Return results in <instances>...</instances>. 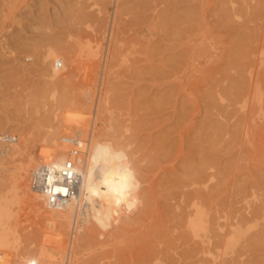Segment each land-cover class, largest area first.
Returning <instances> with one entry per match:
<instances>
[{"label": "rangeland", "instance_id": "obj_1", "mask_svg": "<svg viewBox=\"0 0 264 264\" xmlns=\"http://www.w3.org/2000/svg\"><path fill=\"white\" fill-rule=\"evenodd\" d=\"M50 46L65 49L62 67L43 58ZM55 83L69 95L58 127ZM96 115L98 142L130 148L142 204L101 227L93 216L107 202L94 203L69 264H264V0H0V136L17 138L0 149L18 146L13 163L29 154L50 163L42 152L57 129L59 146L75 143L83 158ZM100 165L97 183L110 167ZM24 204L12 220L21 234L13 260L50 264L44 219ZM199 211L209 223L195 230ZM73 234H62L58 264Z\"/></svg>", "mask_w": 264, "mask_h": 264}, {"label": "bare ground", "instance_id": "obj_2", "mask_svg": "<svg viewBox=\"0 0 264 264\" xmlns=\"http://www.w3.org/2000/svg\"><path fill=\"white\" fill-rule=\"evenodd\" d=\"M171 18L172 16H168V19H171ZM244 38L247 39L248 37H246L245 34H241V39H244ZM244 43L245 45H247L246 42ZM240 46L234 45V48L231 47L233 49L232 54H236L238 52L241 53L242 50L239 49ZM63 49L64 48L60 46H50L44 51L43 58L45 60H50V61L52 60L54 67H58L57 65L58 62L61 61V63H63L64 60H67V58L63 55ZM83 49L88 53V55L91 58L98 57L100 54V48L98 46H94L91 40H87L84 43ZM245 52H246V49H245ZM243 53L244 52L242 51V54L240 55H244ZM238 55L236 56L237 59L239 57ZM232 58L235 59V57H231V59ZM236 64L234 65L237 67ZM51 71L52 72L50 74L53 77L59 74L56 69H53ZM101 72H98L99 79H97L98 82H100V85L103 80V73ZM72 74H74V71ZM68 78H71L70 74H68V76L63 78L62 82H64ZM85 78H86V84L87 82L88 84L93 83L92 82L93 80L95 83L96 77H94L93 73L92 74L89 73V75H87ZM241 80L243 79L241 78ZM241 80L234 81V84L232 86L233 88H236V90L234 91H237V90L239 91V89L243 86L242 84L243 81ZM83 90L85 92V97L88 98L89 100L90 98L89 87H86ZM66 91H67L66 83H62L61 85L59 83H55L52 86L51 95L55 97V100L57 101V103L55 104L56 109L53 112L54 118L56 120L58 119L55 127H58L59 123L61 122V118L59 117H60V110L62 107V103L69 97V95H67L68 92ZM234 95H236V93ZM89 118L90 117H88V119ZM96 118H97V115L95 119H94V116L90 118L91 119V121L89 122V128H90L89 132L90 133L88 136L87 145L85 146L81 145L82 147H85L87 151L85 156L81 158V155L79 153L78 156L76 157V166L78 165V163H82V165H81V169L80 168L76 169L77 175H76V182L74 185L73 193L71 197L67 199L65 203L57 207L49 204L44 194L37 192V191H35V193L32 192V188H31L32 187L31 186L32 173L38 166L42 164H46L45 161L41 162V160L35 158L33 154H29L27 158L19 159L17 163H13L14 156L19 154L20 152V149L18 148V146L17 145L16 146L4 145L1 147L0 149V164H1L0 192L6 190V193L0 194V263L4 259L3 253H7L8 254L7 259L10 261V264H20V262L15 263L13 259L16 256L20 255L18 252V245L20 244L21 234H19L16 229V225H18L17 221H16L15 226L12 225V220L17 219V216L14 215V212H16L15 205L18 204L19 202L26 203L28 205L27 209L32 210L33 214L37 215L38 220L40 218L44 219L43 225L47 232L45 231L46 233L44 232L43 233L47 237H50L51 244L55 250V256L51 259L50 264H58L60 256H61V246L59 242L62 240V234H64L68 229L70 232H73L74 234L72 235L70 243L68 242L69 243V247L67 249L68 257L65 256V259L67 258L68 260L66 259L65 263L66 264L70 263V259L72 257L73 252L75 255H79L82 252L83 246H84L83 245L84 239L86 236L84 225L87 220V214L92 210L94 203H100V199H97L90 206L89 203L86 202V197L88 194L85 191V188L89 184V171L93 166L90 156H91L93 147L98 142L97 135L93 131L95 127ZM85 125L86 126L88 125L87 120L85 122ZM58 132L59 131L57 129L54 131L51 146L43 150L42 156L48 162L57 164L58 166H60L70 156L71 151L76 148V144L72 143L69 145L68 144L62 145V147L59 146L58 140L55 137L57 136ZM77 132H78V136L82 135L81 130L77 129ZM72 145H74L75 147L71 148ZM11 163H13L12 164L13 166L10 165ZM96 167L98 171L96 172L95 179L92 181L93 184H96L98 182L99 180L98 173L101 171V167L103 166L100 165L99 163ZM2 187H3V190L1 189ZM30 210H29V213H30ZM66 214L69 217V219H71V223H70L71 226H69L68 222L65 219ZM116 215H117L116 212L112 214L113 217ZM77 222L79 224H77ZM208 223H209V220L204 217V214L201 211H199L197 217L195 218L194 229L199 230L205 227L206 225H208ZM76 225L78 226V233H76ZM18 260H20V258Z\"/></svg>", "mask_w": 264, "mask_h": 264}, {"label": "clouds", "instance_id": "obj_3", "mask_svg": "<svg viewBox=\"0 0 264 264\" xmlns=\"http://www.w3.org/2000/svg\"><path fill=\"white\" fill-rule=\"evenodd\" d=\"M129 152L130 148H118L110 141L97 142L92 149L90 159L93 166L89 171V184L85 188L88 194L86 202L90 206L97 199L107 202L104 208H97L93 216L101 227H104L115 211L123 209L130 213L142 204L139 198L142 184ZM102 161L110 167L103 174L102 182L93 184L98 171L96 166ZM20 264H41V257L25 256L21 258Z\"/></svg>", "mask_w": 264, "mask_h": 264}, {"label": "built area", "instance_id": "obj_4", "mask_svg": "<svg viewBox=\"0 0 264 264\" xmlns=\"http://www.w3.org/2000/svg\"><path fill=\"white\" fill-rule=\"evenodd\" d=\"M59 67L63 63L58 64ZM2 143H14L17 141L16 135L2 134ZM80 150L75 148L70 156L60 165L46 163L38 166L32 173L31 186L34 191L46 196L47 202L55 207L62 205L73 193L76 182V157ZM71 173V175H70Z\"/></svg>", "mask_w": 264, "mask_h": 264}]
</instances>
